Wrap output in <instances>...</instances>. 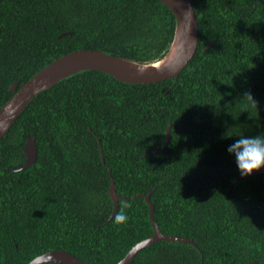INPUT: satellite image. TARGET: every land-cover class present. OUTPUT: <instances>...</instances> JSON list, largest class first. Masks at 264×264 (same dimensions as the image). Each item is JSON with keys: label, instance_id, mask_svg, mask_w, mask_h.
<instances>
[{"label": "trees", "instance_id": "trees-1", "mask_svg": "<svg viewBox=\"0 0 264 264\" xmlns=\"http://www.w3.org/2000/svg\"><path fill=\"white\" fill-rule=\"evenodd\" d=\"M192 3L199 45L177 78L79 71L38 93L0 140V264L57 249L117 264L154 234L141 193L163 233L194 243L160 240L132 264H264V173L230 190L240 173L227 152L234 136L264 135V0ZM176 23L161 0H2L0 107L15 82L74 50L161 60ZM169 126L168 147L150 154ZM29 137L38 159L21 170ZM112 181L124 199L111 219Z\"/></svg>", "mask_w": 264, "mask_h": 264}, {"label": "water", "instance_id": "water-1", "mask_svg": "<svg viewBox=\"0 0 264 264\" xmlns=\"http://www.w3.org/2000/svg\"><path fill=\"white\" fill-rule=\"evenodd\" d=\"M1 1L2 0H0V2ZM161 1L173 11L177 20L174 40L164 58L153 63L144 64L92 49L74 50L64 56L57 58L37 72L20 88L19 82H15L11 86V90L15 91V94L3 106L0 107V140L7 134L20 114L38 93L53 87L62 79L79 71H102L125 83L136 84L155 83L169 78H177L197 52L200 39L199 19L192 0ZM177 38L183 40L178 56L168 63L156 65L157 63L164 61L169 56L175 42L177 41ZM209 47H207L205 50L209 49ZM115 59L126 61L127 63L133 64L136 67L128 68L121 66L116 63ZM170 140L171 126H169L167 129L166 141L163 147L152 150L150 154L159 152L161 150L164 151L168 147ZM24 151L27 155V160L25 165L20 168L21 170L29 168L36 163L38 159V147L36 140L29 137L24 146ZM102 154H104L103 151ZM257 173H264V169H261L259 172L254 174ZM243 178L245 177L239 175L231 184L230 190ZM109 193L114 201V210L110 217L112 219L117 213L119 201L123 197L118 194L114 181H112ZM141 196L146 198L150 206V218L154 227V234L137 243L117 264H132L135 257L143 248L153 245L160 240L194 243L193 240L189 239L188 237L168 235L163 233L155 220V206L151 200V194L141 193L137 196H134L133 198ZM46 262L88 264L71 252L61 249L46 252L33 259L29 264H42ZM254 263L255 262L249 264Z\"/></svg>", "mask_w": 264, "mask_h": 264}, {"label": "clouds", "instance_id": "clouds-1", "mask_svg": "<svg viewBox=\"0 0 264 264\" xmlns=\"http://www.w3.org/2000/svg\"><path fill=\"white\" fill-rule=\"evenodd\" d=\"M247 97L252 98L250 94ZM234 137L227 146V152L234 157L240 175L248 177L264 169V135L242 134ZM119 219L123 220L124 217L120 216Z\"/></svg>", "mask_w": 264, "mask_h": 264}, {"label": "bare ground", "instance_id": "bare-ground-1", "mask_svg": "<svg viewBox=\"0 0 264 264\" xmlns=\"http://www.w3.org/2000/svg\"><path fill=\"white\" fill-rule=\"evenodd\" d=\"M182 39L177 38V41L175 42L173 49L171 51V53L169 54V56L162 62L157 63L156 65L159 64H164V63H168L170 61H172L173 59H175L178 54L180 53L181 47H182ZM116 63L124 66V67H128V68H133L136 67L133 64L127 63L126 61L120 60V59H115Z\"/></svg>", "mask_w": 264, "mask_h": 264}]
</instances>
